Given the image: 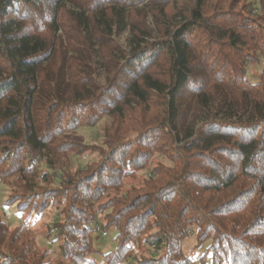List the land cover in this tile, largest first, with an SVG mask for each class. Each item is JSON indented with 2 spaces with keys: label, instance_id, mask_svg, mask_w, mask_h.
<instances>
[{
  "label": "trees",
  "instance_id": "1",
  "mask_svg": "<svg viewBox=\"0 0 264 264\" xmlns=\"http://www.w3.org/2000/svg\"><path fill=\"white\" fill-rule=\"evenodd\" d=\"M0 0V181L8 205L51 225L68 264H264V0ZM262 64L257 81L248 66ZM112 119L99 159L62 136ZM172 162L138 187L155 155ZM41 167L45 170L41 172ZM115 248L90 256L94 223ZM0 216V264H52ZM201 259V258H200ZM204 261V257H202ZM55 264H64L58 262Z\"/></svg>",
  "mask_w": 264,
  "mask_h": 264
},
{
  "label": "rangeland",
  "instance_id": "2",
  "mask_svg": "<svg viewBox=\"0 0 264 264\" xmlns=\"http://www.w3.org/2000/svg\"><path fill=\"white\" fill-rule=\"evenodd\" d=\"M253 4L254 13H258L257 0H249ZM262 70V64L248 66L246 72V79L251 82H255L258 79ZM112 119L110 117H104L93 127H82L76 131H72L64 134L61 138L64 141L76 142L85 145L87 149L82 155H71L70 157V169L71 172L85 168L88 164L96 162L99 159L98 152L95 149L90 148H106L107 140L104 137V130L109 127ZM162 163L165 166L172 167V162L164 156L157 154L154 156L150 165L136 173L132 179H127L124 185V191L130 187H138L142 184L143 180L149 177L150 170L156 164ZM41 172L45 170V167H41ZM11 179H5L0 181V216L4 223L10 230L20 227L21 224L26 223L30 229L29 235H22L21 240H26L27 236L34 240L37 252L44 254L45 262L52 264L68 262L62 257L59 248L60 240L55 236V232L51 228V225L58 219L59 211L62 207V202L54 201L51 206L40 216H33L28 213H18L15 208V204L8 205L6 202L11 194ZM96 222L94 227L96 233H94V248L97 253L90 256L96 263H101V255L99 253H106L115 248L114 229H110L107 232H101L100 221L102 222V216H96ZM196 228L190 227L187 236L182 240L181 246L183 253L189 259L194 260V264H210V253L207 250L209 241H205L202 245L197 246L195 237ZM28 240V239H27ZM152 254L149 248H141L135 250L134 255L120 264H134L135 261H139L142 258H147ZM204 257V261L202 260ZM201 258V259H200Z\"/></svg>",
  "mask_w": 264,
  "mask_h": 264
}]
</instances>
